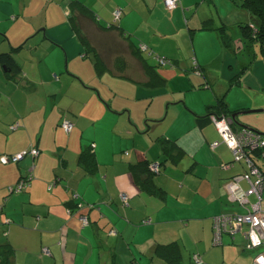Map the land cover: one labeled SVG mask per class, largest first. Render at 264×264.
Instances as JSON below:
<instances>
[{"label": "crops", "instance_id": "0c3cea01", "mask_svg": "<svg viewBox=\"0 0 264 264\" xmlns=\"http://www.w3.org/2000/svg\"><path fill=\"white\" fill-rule=\"evenodd\" d=\"M76 2L87 8L90 18L74 9ZM179 2L168 10L164 0H0V156L39 151L17 164L0 163V262L8 254L3 247L9 245L11 264H166L155 250L176 242L181 264H195L193 255L203 264H253L258 251L248 248L245 227L215 239L216 217L245 214L259 200L256 195L244 205L232 200L228 186L234 177L250 173L249 164L236 160L222 143L211 147L220 137L211 115L204 117L223 93L215 87L218 80L264 89V60L248 68L242 64L246 72L233 75L236 54L232 45L223 46L214 28L237 6L221 15L215 0ZM200 4L209 10L195 19ZM246 17L237 16V22ZM206 20L213 29H201ZM112 23L121 36L109 30ZM88 33L111 35L123 47L133 42L170 61L158 72L166 84L161 93L174 106L175 81L181 92L211 90L213 98L187 103L194 116L190 140L179 144L185 152L182 160L173 163L162 154V145L150 139L147 147L146 132L152 128L136 126L133 113L141 116L144 109L135 101L147 97L141 64L126 56L127 71L119 76L115 62L110 64L116 55L112 52L110 71L98 75L80 41V34L88 39ZM4 55L12 62L3 61ZM126 84L136 86L134 99L125 96ZM227 108L231 113L264 109V99L251 104L239 91L238 104L227 101ZM145 113L162 116L157 109ZM199 116L204 119L197 124ZM63 120L73 125L68 133L61 127ZM248 121L254 128L250 131L264 138V114ZM231 128L241 127L233 122ZM89 149L97 163L93 174L78 161L80 152ZM143 160L161 164L153 182L163 193L134 183L129 166ZM30 175L25 191L8 190ZM238 183L243 190L249 187L244 180ZM121 194L128 196L127 206ZM263 202L264 191V211ZM80 215L88 218L87 227H81ZM143 220L148 224L142 225Z\"/></svg>", "mask_w": 264, "mask_h": 264}, {"label": "trees", "instance_id": "16d2710c", "mask_svg": "<svg viewBox=\"0 0 264 264\" xmlns=\"http://www.w3.org/2000/svg\"><path fill=\"white\" fill-rule=\"evenodd\" d=\"M178 6H179V4H178ZM73 7H74V9H77V11L80 13V15L85 16L87 18L91 17L87 8L85 6H83L82 4L76 2ZM240 7L242 10L247 11L249 14L253 15L251 17V22L237 23L238 30L240 32V40H242V43L245 44L249 48H253L254 45L258 46L260 53H261V56H262V59L264 60V0H241ZM113 17H114V15H113ZM114 20L116 21L117 19L114 18ZM108 28L110 31H116V32H118L119 35L121 34V31L120 30L118 31V28H116V26H114V23L110 24L108 26ZM201 29H203V30L213 29L211 21L210 20L204 21ZM214 29L218 32V34L221 38V41L223 42V46L226 48H230L232 45V39L228 35L227 27L224 24H221L220 26H217ZM110 31H106V32H110ZM80 39H81L80 41L84 47L85 54L88 55L89 58H91L92 65L95 68L98 75H101L104 72H106L107 70H109L108 69L109 62L106 61L103 54L100 53V51H98L99 50L98 46H102V47L104 45L108 46L112 43V44L116 45L112 49V52L113 53L115 52L116 55H115L114 59L110 62V64L112 62H115V65L117 68L116 73L119 74V76L121 74L125 75L124 72L127 71V67H128V65H127L128 59L126 56H131L134 60H137L142 66L143 73L146 77V82H145L144 87H146V89L149 93H154L153 91H156V90L159 91L165 87V85H166L165 79H163L160 76V74L158 72V68L165 66L166 63L167 64L171 63L167 59L160 58V57H154L153 55H150V52L147 51L148 49L145 50L141 46L136 45L135 43L130 42V41H128L127 47L126 46L123 47V45L119 46V44H117L116 42L113 43L112 41H110V39L111 40L113 39V36H111V35L101 36L100 41H102L104 44L100 43V41H99L98 43L100 45H98V46H95V45L93 46L89 42V40L86 39L85 37H83L81 34H80ZM118 47H119V49H118ZM120 48H122V50ZM143 53L146 55H143ZM146 56L151 58L152 60H154L155 64H150L148 62V60L146 59ZM2 60L12 62L9 55H4L2 57ZM196 69H198V68L196 67ZM195 72L198 75L201 74V71L199 69L196 70ZM171 103L168 102L169 105ZM206 112H207V116H205L204 118L209 117L212 114L215 116H230L231 114H233L227 108V104L225 102L224 96L218 98L214 105L207 107ZM204 118L197 117L196 118L197 124L200 123L201 121H203ZM243 129H245V128H240L237 130L232 129V130L234 131V133L238 134ZM259 136H261V135H259ZM157 140H159V142H157V143H160L162 145V154L165 155L166 157H169L170 161H172L173 163H177L184 158L185 152L183 151L182 148H180V146L177 145V143L175 141H173V140L171 141L168 139H157ZM259 154L260 153L258 151L253 152L251 155V160L253 162L252 164H254L263 173L264 172V159H259V157H260ZM78 161H79V164L82 166V168L85 171L90 172L92 174L96 172L97 163L95 160L94 153L92 152L91 149L81 151L79 154ZM151 164H154V163H148L147 161L143 160V161H139L135 164L130 165L129 169H130L133 181L137 186H139L141 189H144V190H147L150 192L156 191L158 194H161V193H163V191L160 189H157V188L155 189V185L153 182V176L160 171L159 168H160L161 164L156 162V164L158 165V171L157 172L151 171V169H150ZM31 177L32 176L30 175L27 178L20 179L15 185L11 186V190H9L10 187L8 188V190L11 191V193H22L23 191H25L29 187V185H30L29 180L31 179ZM21 181L27 187L24 190L19 192V191H16V186ZM53 187H54V185H51V186H49V189H51ZM120 199H121V197H120ZM122 204L124 206L128 205V196H127L126 202L122 201ZM78 208H80V205H78ZM68 212H71L70 209L68 210ZM83 217H85L87 219L85 225H83V223L81 221V218H83ZM79 220L81 222L82 228L87 227L90 224L88 218L84 215L83 216L80 215ZM7 222H9V221H7ZM148 222L149 221L143 220V221H141V224L146 225V224H148ZM111 232L113 233L114 231L112 230ZM223 235H224V233H222V235H221V240L223 238ZM3 250H6L5 252H7L8 254L5 257V259L0 262V264H11L9 259L13 253V249L9 245H6L3 247ZM45 250L47 252H45ZM5 252H3V253H5ZM42 252L45 255H49V251L46 248H44L42 250ZM155 252L158 256L163 257L167 261L166 264H181L180 250H179V246L176 242H172V243H169L166 245H159V246H157ZM193 256H192V258H193ZM199 259H200V257H199ZM200 261H201V264H203L201 259H200ZM193 262H194V260H193Z\"/></svg>", "mask_w": 264, "mask_h": 264}, {"label": "rangeland", "instance_id": "374dc122", "mask_svg": "<svg viewBox=\"0 0 264 264\" xmlns=\"http://www.w3.org/2000/svg\"><path fill=\"white\" fill-rule=\"evenodd\" d=\"M217 2V7L220 9L221 15L223 14H227L228 12L231 11V7H236L237 6V10H235V12H230L228 13L227 17L225 18V22L221 21L220 24H224L227 27V32L228 35L231 36V38L233 37H237L240 36V32L238 30V25H237V20L236 17L237 16H242L245 15V17H252V14H249L247 11H244L243 13L240 11L241 7V1L240 0H215ZM228 3V4H227ZM230 5V8H229ZM225 6H228V8H225ZM225 8V9H224ZM207 7H205L204 4H200L197 9H195V19L199 18L200 14L202 11H207ZM209 10V9H208ZM236 11H238V14H235ZM235 14V15H234ZM230 16H232V20L230 19ZM246 17V18H247ZM241 19L243 20V23H247V19ZM236 19V20H235ZM99 39H101V36H98V34H94V33H88V40L89 42L94 46H98L100 45L98 42L100 41ZM110 41H112L113 43L115 42H119L118 40H114V39H110ZM100 43L104 44L102 41H100ZM115 44H110L108 45V49L104 48V50L100 49L102 48V46H98L100 53H102L104 55V53L108 52L109 56L105 57L108 62L112 59V49L115 47ZM189 46V44H188ZM232 47H233V51L235 52L236 56L232 59V62L234 64V72L233 75L236 74V72H239L240 70H243V72H246L245 68H248L249 65H254L256 62L262 61V56L259 50V47L254 45L253 48H249L247 47L245 44L242 43V40L240 39H232ZM97 48V47H96ZM119 49V47H118ZM122 50V48H120ZM162 49V48H161ZM148 52H150V50H147ZM143 55H146L143 53ZM182 55V53L179 51V57ZM113 57L114 54H113ZM184 58V57H183ZM146 59L148 60V62L150 64H155V61L152 60L151 58L146 56ZM185 62V60H184ZM186 63V62H185ZM242 64L246 65V67L244 69L241 68ZM188 67V66H187ZM158 70L160 71V68H158ZM179 71H181L182 73L186 74V72L182 71V68L179 67L178 68ZM189 70V67H188ZM242 74L239 73V76H241ZM184 77H186V75H184ZM126 88L125 90V96L134 99V89L136 90V86L133 88V86H129V84H126ZM220 86V89H222V94L220 97H225V102L227 104V101L229 102H233L234 104H238L239 101V91L243 94L246 95L247 99H250V103L254 104V101H256L259 98L264 99V89L260 88V89H256L253 88L252 85L247 84V83H236L235 85H230V83L227 82H222L220 83L219 80L216 83L215 87ZM167 89H171L173 88L171 85H167L166 86ZM180 84L179 82L175 81V106L173 103H171L170 108H167V103L166 102V95L162 94V90H156L153 91L154 93H149L146 91L145 96L147 97H143L141 99H139L138 101H135L136 103L142 102V106L143 109L140 113L141 116L137 117V112L133 113V118L134 116L137 118L136 121V126L140 127H144L145 130H147V128L151 127L152 128V132L151 131H147L146 134L148 135V139L146 140V142L148 143L147 147H150V143L148 142V140L150 142H154L157 143L159 142V140L157 139H168V140H176L178 137L179 139L176 140V143L179 144H183L185 145V141L190 140L191 138V133H192V125H193V111L190 109V106L188 103L189 99L191 100H195L196 102L198 101L199 103H202L203 101H205L207 98L210 99L213 98V93L211 92V90L209 91H203V92H193V91H187V92H181L179 90ZM233 88V91H231ZM234 88L237 89L234 90ZM133 89V91L131 90ZM144 90V89H142ZM158 91V92H157ZM145 92V91H144ZM135 102H130L131 104H134ZM173 102V101H170ZM216 103V102H215ZM136 107L137 105H141V104H134ZM210 104L206 105L209 106ZM154 109L157 110H161L162 112V116L156 117V114L154 115H146V111L149 110V112L153 111ZM175 109V110H174ZM206 109V108H205ZM251 110H255V109H251ZM148 114V113H147ZM264 112H260V113H254V114H243V115H239L237 116V123L241 124L243 126L246 127H250L247 124H251V122H249L248 120L250 119H255L258 116L263 115ZM198 116V115H197ZM201 117V116H199ZM245 117L246 123L243 122ZM251 129H254L252 127H250ZM137 131H139V129L136 128ZM170 136V137H169ZM159 137V138H158ZM143 139V138H142ZM140 146H143V144H140ZM180 146V145H179ZM9 164H14V163H9ZM263 208H264V202H263Z\"/></svg>", "mask_w": 264, "mask_h": 264}, {"label": "built area", "instance_id": "2783aa9c", "mask_svg": "<svg viewBox=\"0 0 264 264\" xmlns=\"http://www.w3.org/2000/svg\"><path fill=\"white\" fill-rule=\"evenodd\" d=\"M179 4V0H164V5L168 10L176 8ZM114 18L118 19L120 16V10L117 9L113 13ZM210 121L217 128L220 142H214L211 147H217L220 143L227 146L231 150L233 157L236 160L244 159L250 167V173H246L242 176L234 177L232 182L228 186L229 194L233 201L238 202L240 205H244L247 202V197L256 195L258 202L249 206V209L245 214H223L214 219L215 239L221 240L222 233L229 232L234 233L239 231L242 227H245L244 237L247 241L249 249H255L258 253L253 258V264H264V211L260 206V196L264 191V172L262 173L254 164H252L251 155L253 152L258 151L260 154L259 159H264V138L259 136L253 131L243 129L240 133H234L231 128L233 121L229 116H210ZM61 127L65 132L72 130V123L68 120L61 122ZM37 149H31L28 151H22L14 155H1L0 163L7 165L9 163H18L26 156H37ZM150 169L153 172L158 171V165L156 163L150 165ZM244 180L248 183L249 187L243 190L239 186V181ZM27 186L21 181L16 186V191H22ZM11 190V187L9 188ZM121 200L126 202L127 196L121 194ZM86 218H81L83 225L86 224ZM215 241V242H216ZM45 252H47L45 250ZM193 260L195 264H201L198 256L194 255Z\"/></svg>", "mask_w": 264, "mask_h": 264}, {"label": "water", "instance_id": "95a60500", "mask_svg": "<svg viewBox=\"0 0 264 264\" xmlns=\"http://www.w3.org/2000/svg\"><path fill=\"white\" fill-rule=\"evenodd\" d=\"M260 112H264V109H255V110H248V111L236 112V113L231 114L229 117L234 122V124L240 126L241 128H245V129L251 130L249 127H246V126H243L241 124H238L237 121H236L237 120V116L243 115V114L260 113Z\"/></svg>", "mask_w": 264, "mask_h": 264}]
</instances>
